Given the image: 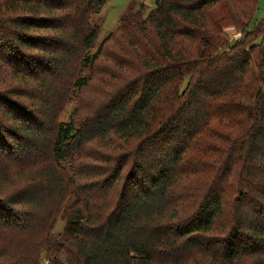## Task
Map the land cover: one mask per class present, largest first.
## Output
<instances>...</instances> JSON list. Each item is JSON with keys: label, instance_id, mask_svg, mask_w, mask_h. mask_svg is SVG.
I'll use <instances>...</instances> for the list:
<instances>
[{"label": "trees", "instance_id": "trees-1", "mask_svg": "<svg viewBox=\"0 0 264 264\" xmlns=\"http://www.w3.org/2000/svg\"><path fill=\"white\" fill-rule=\"evenodd\" d=\"M106 1L0 0V157L42 163L22 183L0 163V264H38L43 252L48 264H264L258 0H154L146 13L131 1L91 53ZM56 78L76 93L97 81L108 100L58 123L40 100ZM94 141L120 153L87 157ZM67 166L105 176L73 194ZM93 189L113 192L112 207L94 204ZM69 195L77 206L63 207Z\"/></svg>", "mask_w": 264, "mask_h": 264}, {"label": "rangeland", "instance_id": "rangeland-1", "mask_svg": "<svg viewBox=\"0 0 264 264\" xmlns=\"http://www.w3.org/2000/svg\"><path fill=\"white\" fill-rule=\"evenodd\" d=\"M133 1L134 2V9L139 8L141 5L144 7V13H146L148 10L153 7L154 5V0H107L105 4L102 6L100 12L98 14L93 15L92 17V22L96 25L99 26L100 32L97 36V39L95 40L94 46L91 49V53H93L99 43L102 41V39L109 34L110 32H114L117 24L119 17L122 16L124 10L126 9L127 5L129 2ZM145 10H147L145 12ZM264 15V0H258L257 1V6L256 10L253 15V22L258 21L262 16ZM253 24H251L252 26ZM224 36L226 39L231 41L232 39L236 38L239 34L237 33V28L235 26H229L226 27L223 31ZM40 34H42L40 32ZM40 51V50H39ZM38 53V51H37ZM41 55V54H39ZM87 73L86 70H84L81 74L85 75ZM39 76V75H38ZM36 76V77H38ZM39 79H45V84L47 85V74H42ZM46 77V78H45ZM20 77L13 78V76L8 75L7 79L10 80H20ZM42 80V82H43ZM22 80L18 81L21 82ZM23 82V81H22ZM62 82V81H61ZM61 82H58V79L56 78L55 80H50L49 84L54 87L57 91L55 94H47V95H41L40 100L46 101L47 105L54 111V120L58 123L60 122H66L69 119L73 118L75 122L78 124L81 122V120L86 117V116H91L93 109L98 105V104H103L105 103L108 99L109 96H103L101 90L95 86L97 84V81L94 82L92 80L90 84L82 89V91L76 93L72 89L68 88L66 84H61ZM68 82V81H67ZM69 83V82H68ZM107 83V82H106ZM109 84H114V82H109ZM8 85H11L8 83ZM12 85H15L14 83ZM21 85V84H20ZM1 86H4V84H1ZM7 87V86H4ZM11 87V86H10ZM22 87V86H19ZM24 89V92L26 90L25 87H22ZM36 92V91H35ZM18 93V91H17ZM24 99V98H23ZM26 102L28 100L24 99ZM40 100L34 102V106H38L40 104ZM38 104V105H37ZM29 107H32L33 103L30 101L28 102ZM39 107V106H38ZM37 107V109H38ZM75 108H78L79 111L76 112V114H73L75 111ZM32 111L33 108H32ZM38 111H40L38 109ZM36 110V113L38 112ZM41 124V128H47L48 122L47 119L44 120ZM87 119V118H86ZM82 124V123H81ZM7 125V124H6ZM48 135L50 133L48 132ZM103 142L100 141H94L93 143L87 144L86 146V155L87 157H92V156H101L103 159H106V157L110 156H118L120 153L117 150H113L111 147L106 148L103 147ZM105 155V156H104ZM83 161V165L85 168V158L84 156L79 157ZM79 158L74 159V162L72 165L76 166L78 164ZM88 168H93L92 162L89 161L90 158H87ZM31 159H26V161L20 166L17 165L15 162H7V159H4L3 157H0V163L2 162L4 164V168L7 171V174L15 181V183H22L24 182V179L28 174H35L39 172L42 163L39 164H33L30 161ZM51 163V159L47 153V166ZM100 162H97V164ZM20 166V167H19ZM80 170L82 169L79 167ZM61 169V168H59ZM73 168H68L63 171V187L66 190L72 191L73 194L77 193V189L81 187V189L84 190L82 183H90V182H100L104 178L105 174H99L96 176L88 175V177L85 179L84 175L85 172L82 174H77L76 172L71 173L70 170ZM19 170H22L21 173H19ZM77 171L76 169H73ZM86 168L84 169V171ZM75 180V183H70V180ZM48 184V183H47ZM48 187V186H47ZM90 188V187H89ZM45 190H48L45 187ZM106 191V190H105ZM93 192V196L90 198V200L95 204H100V205H105L108 208L112 207V204L114 202V193L113 192H105L104 194L98 193L96 189L91 190ZM75 203V196L69 195L66 199V201L63 204L66 205V207H73L74 205L77 206ZM65 226V218L58 217L56 224L52 228V234L56 235L59 233H62L63 228ZM47 253L43 252L40 253V260L38 264H48V259H47Z\"/></svg>", "mask_w": 264, "mask_h": 264}]
</instances>
